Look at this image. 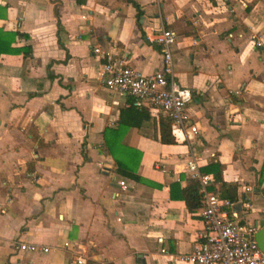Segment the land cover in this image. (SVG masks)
<instances>
[{
    "label": "crops",
    "instance_id": "crops-1",
    "mask_svg": "<svg viewBox=\"0 0 264 264\" xmlns=\"http://www.w3.org/2000/svg\"><path fill=\"white\" fill-rule=\"evenodd\" d=\"M134 1L0 0V32H21L0 33V264H188L205 225L170 183L186 184L191 156L212 178L201 167L220 162L237 183L231 210L264 226V0ZM162 26L176 32L173 71L198 128L174 143L160 140L159 111L125 112L130 96L104 85L93 51L151 72ZM120 117L141 180L106 150Z\"/></svg>",
    "mask_w": 264,
    "mask_h": 264
},
{
    "label": "built area",
    "instance_id": "built-area-1",
    "mask_svg": "<svg viewBox=\"0 0 264 264\" xmlns=\"http://www.w3.org/2000/svg\"><path fill=\"white\" fill-rule=\"evenodd\" d=\"M150 38L159 46L163 57L161 67L151 72H142L126 63L123 57L113 58L95 45L93 51L100 59L99 73L110 91L132 97L128 104L165 113L171 120V132L175 140H183L189 132L196 133L198 128L190 122L187 113L188 103L192 100L191 88L181 84L173 71L172 52L176 32L170 27L162 26ZM256 43L264 47L261 39H257ZM155 166L159 167L160 162L156 161ZM186 169L201 182L204 202L199 208V214L205 226L193 248L182 254L181 258L188 264H264V250L258 246L255 238L258 224L245 220L234 210H228L234 201L207 187L212 176L199 173L194 156L186 159ZM119 183L125 186L124 180ZM17 247L42 251L49 249L29 241H19ZM161 250L164 251L165 248L162 247ZM76 262L85 264L86 259L79 255Z\"/></svg>",
    "mask_w": 264,
    "mask_h": 264
},
{
    "label": "trees",
    "instance_id": "trees-1",
    "mask_svg": "<svg viewBox=\"0 0 264 264\" xmlns=\"http://www.w3.org/2000/svg\"><path fill=\"white\" fill-rule=\"evenodd\" d=\"M136 6L138 4L134 0H130ZM1 31V29H0ZM4 36L9 35L11 38H14L15 34H21L19 31H6L0 32ZM3 46H0V53L3 51ZM14 50V48H8ZM22 49L25 52H30V46H22L20 48H15V50ZM129 101L132 100L130 96ZM138 107L129 104L124 108L125 112H137ZM143 109V108H140ZM123 111V110H122ZM128 123L123 121V117H120L119 123L116 126H106L103 131L104 144L106 150L112 154L120 167L121 171L124 174L129 175L131 178L141 180L138 174H136V168L140 161L141 151L121 142V137L123 135L124 129L127 127ZM159 130H160V140L165 143H174L175 138L171 132V120L170 118L159 111ZM222 164L220 162L211 161L206 165L201 167L203 172H212L213 178L210 184L207 186L209 189H215L219 191L220 195L225 198H229L232 201L236 200V188L237 183L229 182L223 179L222 177ZM183 174H180L182 177ZM174 186L178 188L180 198L184 199L188 209L193 210L196 207H199L204 202V191L202 189L201 182L198 177L191 176L187 178V182L183 187L179 188L178 181H173L170 183V196L175 195ZM228 210H231V207H228Z\"/></svg>",
    "mask_w": 264,
    "mask_h": 264
},
{
    "label": "water",
    "instance_id": "water-1",
    "mask_svg": "<svg viewBox=\"0 0 264 264\" xmlns=\"http://www.w3.org/2000/svg\"><path fill=\"white\" fill-rule=\"evenodd\" d=\"M238 206H240L239 203H236L235 205V209L234 212L236 214H238L239 209L237 208ZM255 238L257 240V244L258 246L264 250V226H261L255 233Z\"/></svg>",
    "mask_w": 264,
    "mask_h": 264
}]
</instances>
